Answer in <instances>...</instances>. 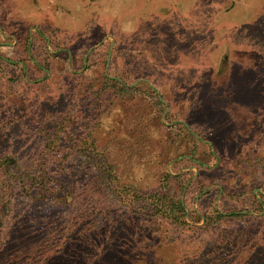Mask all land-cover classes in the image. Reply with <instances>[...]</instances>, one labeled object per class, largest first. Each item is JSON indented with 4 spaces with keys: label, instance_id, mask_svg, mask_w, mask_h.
<instances>
[{
    "label": "rangeland",
    "instance_id": "374dc122",
    "mask_svg": "<svg viewBox=\"0 0 264 264\" xmlns=\"http://www.w3.org/2000/svg\"><path fill=\"white\" fill-rule=\"evenodd\" d=\"M0 55V150L29 160L41 141L37 126L52 129L53 115L81 102L85 84L95 89L104 73L154 88L163 102L161 119L142 94L100 107V141L127 178L153 186L167 170L185 181L182 199L192 181L206 184L185 207L195 227L211 206L262 214L251 208L264 203V0H0ZM180 123L195 139L183 137ZM104 205L94 211L109 212L100 230L111 241L91 235L75 245L93 243L96 256L120 264H240L250 245L233 238L264 235V219L206 231L163 225L160 234L136 207L118 212L109 198ZM74 214L15 200L0 229V251L14 250L0 264H33L40 241L59 248Z\"/></svg>",
    "mask_w": 264,
    "mask_h": 264
},
{
    "label": "trees",
    "instance_id": "16d2710c",
    "mask_svg": "<svg viewBox=\"0 0 264 264\" xmlns=\"http://www.w3.org/2000/svg\"><path fill=\"white\" fill-rule=\"evenodd\" d=\"M100 78V85L95 89L92 81L85 84L81 100L83 106L81 102L75 105L72 101L68 108L53 115L55 123L52 129L37 126L41 141L29 160L22 161L12 155L10 147L0 150V167L3 169V174L0 175L3 196H0V229L6 227V214L10 212L12 203L18 199L40 201L45 205H53L59 211H66L67 207L75 209V214L69 215L65 220L67 226L73 228L64 234L63 244L56 249L50 247L51 243L48 241L34 244L35 248L38 247L39 255L32 260L33 264H120L115 258L101 259V256H96L99 253L94 252L97 246L93 243L87 250L83 245H75L91 235L99 244L101 240L105 243L111 241V237L100 230V224L106 223L109 212L106 214L94 211L95 207H100L99 212L106 209L104 202L107 198L118 212L124 207L127 213H135L133 208L136 207L141 220L157 226L154 229L159 230L160 234L166 230L163 225L174 231H206L213 227H239L249 221L264 219V203L261 205L256 200L251 210L261 211V215H249L241 209L219 211L211 206L210 209H202L203 219L197 215L198 222H203L195 227L185 220V207L190 205L188 200L192 201L194 195L202 191L206 184L198 183L200 187L196 188L193 186L195 181H192L186 187L182 199L181 192L185 181L181 176L173 175L167 170L157 175L153 186L138 184L127 178L129 176L120 170L119 165L107 158V143L100 141V107L106 102L112 103L142 94L153 99L158 118L161 119L164 112L163 102L154 88L149 87L145 92L138 85L128 84L104 73H101ZM179 125L183 130V137L187 140L195 139V135L184 124ZM194 151V148L189 149L191 155ZM199 166L203 167L202 164ZM176 187L178 188L175 189ZM95 190L96 195L100 194L99 200L97 203H90V197ZM213 190L218 192V188ZM191 212L196 215L194 211ZM189 218L192 219L190 216ZM86 222L88 225L84 226ZM246 238L247 233L243 232L241 238H233L232 242L235 245H250L246 257L239 258L240 264H264V235H260L261 240L253 237L245 242ZM13 250L8 244L0 251V257ZM230 250L231 248L223 246V251ZM256 254L261 257L254 258ZM226 261V257H223L216 260V263L210 261L203 264H226ZM227 264H234V261H228Z\"/></svg>",
    "mask_w": 264,
    "mask_h": 264
},
{
    "label": "flooded vegetation",
    "instance_id": "af4514ba",
    "mask_svg": "<svg viewBox=\"0 0 264 264\" xmlns=\"http://www.w3.org/2000/svg\"><path fill=\"white\" fill-rule=\"evenodd\" d=\"M0 58H2V56H1V55H0ZM20 63H21V62H20ZM21 64H22L21 66L23 67V66H24V65H23V63H21ZM24 68H25V66L23 67V69H24Z\"/></svg>",
    "mask_w": 264,
    "mask_h": 264
}]
</instances>
